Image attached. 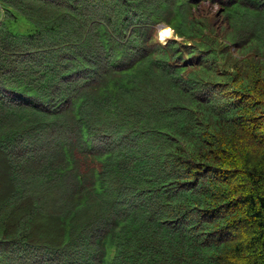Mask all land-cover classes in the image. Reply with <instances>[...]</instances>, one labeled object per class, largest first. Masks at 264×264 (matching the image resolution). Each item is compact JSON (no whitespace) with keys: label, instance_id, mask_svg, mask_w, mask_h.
<instances>
[{"label":"trees","instance_id":"obj_1","mask_svg":"<svg viewBox=\"0 0 264 264\" xmlns=\"http://www.w3.org/2000/svg\"><path fill=\"white\" fill-rule=\"evenodd\" d=\"M0 264H264V0H0Z\"/></svg>","mask_w":264,"mask_h":264},{"label":"rangeland","instance_id":"obj_2","mask_svg":"<svg viewBox=\"0 0 264 264\" xmlns=\"http://www.w3.org/2000/svg\"><path fill=\"white\" fill-rule=\"evenodd\" d=\"M218 10L216 4H211L209 3L208 1H205L203 3L200 4V11L204 14V13H211V14H214L216 13ZM167 27L165 24H160L158 26L155 27V30L153 32V37L154 39L157 38L162 44H165V42L161 41V37H160V32H161V29ZM174 33L173 29H172V34ZM177 37L173 36L170 37L169 39H167V41H170V40H175ZM181 41V40H179Z\"/></svg>","mask_w":264,"mask_h":264},{"label":"bare ground","instance_id":"obj_3","mask_svg":"<svg viewBox=\"0 0 264 264\" xmlns=\"http://www.w3.org/2000/svg\"><path fill=\"white\" fill-rule=\"evenodd\" d=\"M172 29L169 27H165L163 29H161L160 32V37L162 38V41L165 42V40L169 39L170 37H172Z\"/></svg>","mask_w":264,"mask_h":264}]
</instances>
